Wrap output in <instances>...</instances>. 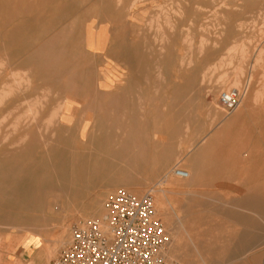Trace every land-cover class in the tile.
I'll return each mask as SVG.
<instances>
[{"label": "rangeland", "instance_id": "1", "mask_svg": "<svg viewBox=\"0 0 264 264\" xmlns=\"http://www.w3.org/2000/svg\"><path fill=\"white\" fill-rule=\"evenodd\" d=\"M0 37V264L21 248L22 264H52L126 184L170 191L173 221L201 211L177 225L192 264H264V202H249L264 201V0H0ZM23 72L30 86L14 87ZM191 166L198 181L175 190Z\"/></svg>", "mask_w": 264, "mask_h": 264}, {"label": "built area", "instance_id": "2", "mask_svg": "<svg viewBox=\"0 0 264 264\" xmlns=\"http://www.w3.org/2000/svg\"><path fill=\"white\" fill-rule=\"evenodd\" d=\"M242 98L233 89L222 92L218 102L230 112ZM175 174L187 177L183 170L175 169ZM105 210V231L95 220L74 226L68 245L52 264H174L162 256L170 240L150 196L120 189L108 198Z\"/></svg>", "mask_w": 264, "mask_h": 264}, {"label": "bare ground", "instance_id": "3", "mask_svg": "<svg viewBox=\"0 0 264 264\" xmlns=\"http://www.w3.org/2000/svg\"><path fill=\"white\" fill-rule=\"evenodd\" d=\"M121 1V0H120ZM113 2V1H112ZM135 2H136V0H135ZM120 3V2H119ZM138 3V2H137ZM117 6V5H116ZM118 6H119V4H118ZM60 9V8H59ZM106 9V8H105ZM70 10V9H69ZM62 11V10H61ZM107 11V10H106ZM102 12V11H101ZM68 13H70V12H68ZM59 14V13H58ZM259 15V14H258ZM19 17V16H18ZM17 17V18H18ZM21 19V18H20ZM19 19V20H20ZM28 20V19H27ZM13 24V23H12ZM2 30V29H1ZM2 33H3V31H2ZM112 35V34H111ZM99 36V35H98ZM98 36H92V43H93V45H95V47H94V50H96V51H101V49H100V45H102L103 44V42L104 41H101L100 43L97 41V38H99ZM113 36V35H112ZM1 38V37H0ZM112 38V37H111ZM2 39V38H1ZM108 39V38H107ZM1 41V40H0ZM202 42V41H201ZM107 43V42H106ZM108 44V43H107ZM205 45V44H204ZM99 47V48H98ZM203 48V47H202ZM94 54V53H93ZM95 55V54H94ZM124 68H125V66H123ZM90 74V73H89ZM235 77H236V74H235ZM9 78H10V76H9ZM234 79V78H233ZM237 78H235L234 80H232V84H235V83H237ZM21 83H26V85H27V87L28 86H30L29 84H30V78H29V72H23V74L22 75H20V76H17L15 79H14V81H13V84H14V87H19L20 86V84ZM50 89V88H49ZM245 89V88H244ZM32 90H34V88L32 89ZM38 90V89H37ZM231 90H233V89H231ZM234 90H236V89H234ZM47 91V90H46ZM228 91H230V90H228ZM228 91H226V92H228ZM10 92V90L8 89V90H4V91H2L1 92V94L2 95H6V94H8ZM29 92V91H28ZM40 92V91H39ZM222 93V92H221ZM220 93V94H221ZM219 94V95H220ZM2 95H0V99H2ZM45 98V97H44ZM65 99H66V97H65ZM68 106L69 105H67V104H63L62 102H59L57 105H56V107L54 108V110L52 111V113H51V117H54V118H57V120H58V122H66V119L68 118V115H67V111H68ZM64 108H67V110H64ZM26 113V112H25ZM35 113V112H34ZM27 115H28V113L27 114H24V116L22 115L21 116V118H24V117H27ZM32 116V115H31ZM71 116V115H70ZM16 118V117H15ZM17 120V119H16ZM45 120V119H44ZM14 121V120H13ZM20 121V120H19ZM21 122V121H20ZM31 122V121H30ZM55 122V121H54ZM26 123V122H25ZM43 123V122H42ZM60 123V124H61ZM19 124V122H17L16 124H15V126H17ZM32 124H34V123H32ZM23 125V124H22ZM37 126V125H36ZM51 128V127H50ZM49 128V129H50ZM25 129H26V127H25ZM38 132H39V130H38ZM51 132V131H50ZM8 133H10V132H8ZM29 133V132H28ZM48 133V132H47ZM43 134V133H42ZM4 135V134H3ZM8 135V134H7ZM24 137V136H23ZM34 138V137H33ZM36 138V137H35ZM42 138V137H41ZM6 138H4V140H5ZM20 141V140H19ZM29 142V141H28ZM31 142V141H30ZM33 144H35V143H33ZM88 145V144H87ZM31 147V146H30ZM46 148V147H45ZM33 150V149H32ZM191 150H189V152H190ZM36 160V159H35ZM34 160V161H35ZM94 162V161H93ZM92 162V163H93ZM82 166H84L85 164H81ZM92 165L93 164H90L89 163V161H88V163L86 164V166H88V167H92ZM197 165V164H196ZM200 170V169H199ZM186 174H187V177L185 178V179H181V178H178L177 176H176V174H175V170L174 171H172V174H173V176H175V177H177L178 179H181L182 181H183V184L182 185H176V187H175V190H180L181 188H185V189H190L191 187H193V185H194V183L196 182V181H198V179H199V177L197 178V173H198V170L196 169V167L195 166H191V168H188V170H187V172H185ZM32 179V178H31ZM172 181H171V179L169 178V176H168V174L165 172L164 174H163V177H162V180H161V182L158 184L159 186L161 185V184H170ZM228 184V183H227ZM131 185V184H130ZM129 184H126V187L124 186V188L125 189H128L129 191H131L132 193H134V194H136V196L137 195H139V191L138 190H136L135 188L134 189H132V187L130 186ZM137 189H139V188H137ZM220 189V188H219ZM218 189V190H219ZM223 189V188H222ZM31 190V189H30ZM143 190V189H142ZM204 190V189H203ZM177 191H175L176 192V194H177ZM224 191V190H223ZM169 193H170V191H168ZM168 192H166L165 190H163V188L161 189H158V190H156V191H151V190H149L148 192H147V194H145V195H148V196H152L153 197V203L157 206V208H155V212H156V214L158 215V217H159V219L160 220H162L164 223H165V229H166V231L169 233V236H170V241H169V244H168V246L162 251V256L165 258V260L167 259L168 260V262H170V261H172V260H174V261H177V263L178 264H192V262L189 260V259H184L183 257H181L180 256V252H182L183 251V248H182V245H181V243L179 242L180 240H181V238H180V236H179V232H178V228H177V225H182V221H184V222H186V220H188V222L189 223H193L194 224V226L195 225H200V223H201V216H200V213H201V211H199V212H196V211H191V210H186V209H184V205L182 206V205H179L178 207H177V211L179 212V213H182V215L183 214H185L184 216L185 217H181V218H176V220H174L173 221V219H174V217H173V219H172V216H171V214L168 212V210L165 208V206L167 205V203H166V205H164V201H163V196H165L166 194L165 193H168ZM180 192H178V194H179ZM224 193V192H223ZM175 194V193H174ZM181 194V193H180ZM202 194V193H201ZM63 195V194H62ZM169 195V194H168ZM252 195V194H251ZM150 196V197H151ZM186 196V195H185ZM195 196H197V195H195ZM228 196V195H227ZM139 197V196H138ZM151 197V198H152ZM192 197H193V194H192ZM190 197H188V199H189ZM185 199V198H184ZM249 200V199H248ZM171 201V200H170ZM260 201V202H259ZM192 202V201H191ZM249 202H251V204H253V206H255V207H258L259 206V203H261L260 205H263V202L264 201H262V198H259V196H258V198L255 196V197H252L251 198V201L249 200ZM42 203V202H41ZM54 203V202H53ZM251 204H249V205H251ZM158 205H159V207H158ZM154 206V205H153ZM193 206H195V207H198L199 205H197V202H195L194 204H193ZM168 207V206H167ZM182 207H183V209L184 210H182ZM55 210H57V209H55ZM186 211V212H185ZM78 214V213H77ZM80 216V215H79ZM90 217L92 218V219H94V220H96L98 223H100V225H101V228L105 231V223H104V221H105V219H106V213H104V211H103V209H102V207H98V208H95V209H93L92 211H91V213H90ZM35 219V218H34ZM74 219V218H73ZM212 219H214V218H212ZM74 221V220H73ZM213 221V220H212ZM23 222V221H22ZM37 222V221H36ZM78 222V221H77ZM81 222H82V220H81ZM214 223V222H213ZM215 223H216V221H215ZM24 224V223H23ZM185 224V223H184ZM212 224V223H211ZM66 225V224H65ZM68 225V224H67ZM193 226V227H194ZM69 227V226H68ZM68 227H66V226H64L63 225V227L61 228V230H60V235H58V237L52 242L55 246H61V245H64L65 244V238H66V235H67V231H68ZM183 228H184V226H182ZM206 228V227H205ZM60 229V228H59ZM211 230H214V229H211ZM190 235V234H189ZM228 235H230V236H228L227 238H228V240H231V233H229ZM48 236V235H47ZM213 237V236H212ZM195 239H196V237H195ZM190 244H192V243H190ZM189 244V245H190ZM196 244V243H195ZM194 244V245H195ZM50 245V244H49ZM66 245V244H65ZM193 245V244H192ZM207 246H209L210 248H208V250H206V252H214L215 250H214V248H215V243H210V244H206ZM193 247H195V246H193ZM185 248V247H184ZM197 248V247H196ZM198 249V248H197ZM55 250V249H54ZM185 251V250H184ZM192 251V250H191ZM51 252H53V251H49L48 250V252L46 253L47 254V256H49V255H51ZM200 250H196L195 249V253H197L198 254V256L200 255ZM202 252H205L204 250H202ZM227 252H229V251H227ZM180 253V254H179ZM188 253V252H187ZM166 260V261H167ZM205 260V259H204ZM195 261V260H194ZM201 264V263H200Z\"/></svg>", "mask_w": 264, "mask_h": 264}, {"label": "crops", "instance_id": "4", "mask_svg": "<svg viewBox=\"0 0 264 264\" xmlns=\"http://www.w3.org/2000/svg\"><path fill=\"white\" fill-rule=\"evenodd\" d=\"M24 251V249H17V251L15 252V260L16 261H18V262H20L21 264H22V262L24 261V259H26V255L25 254H21V252H23ZM4 257V256H3ZM1 262H4V260L3 261H1ZM5 263V262H4ZM2 264V263H1ZM6 264V263H5Z\"/></svg>", "mask_w": 264, "mask_h": 264}]
</instances>
